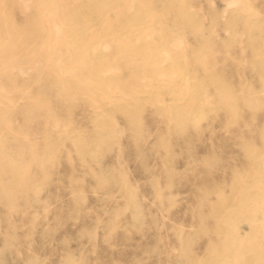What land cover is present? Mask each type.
<instances>
[{"label": "rangeland", "instance_id": "1", "mask_svg": "<svg viewBox=\"0 0 264 264\" xmlns=\"http://www.w3.org/2000/svg\"><path fill=\"white\" fill-rule=\"evenodd\" d=\"M0 264H264V0H0Z\"/></svg>", "mask_w": 264, "mask_h": 264}, {"label": "bare ground", "instance_id": "2", "mask_svg": "<svg viewBox=\"0 0 264 264\" xmlns=\"http://www.w3.org/2000/svg\"><path fill=\"white\" fill-rule=\"evenodd\" d=\"M130 3V2H129ZM51 17V16H50ZM119 17V16H118ZM135 28V27H134ZM126 41H128V39H126ZM219 55V54H217ZM71 57V56H70ZM147 59V58H146ZM149 59V58H148ZM159 81V80H158ZM159 83V82H158ZM147 102V101H146ZM160 136V135H159ZM47 142V141H46ZM49 146V145H48ZM256 205V204H255Z\"/></svg>", "mask_w": 264, "mask_h": 264}]
</instances>
